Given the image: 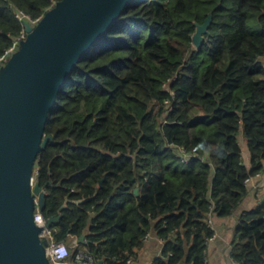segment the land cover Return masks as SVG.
I'll list each match as a JSON object with an SVG mask.
<instances>
[{"label": "trees", "instance_id": "obj_1", "mask_svg": "<svg viewBox=\"0 0 264 264\" xmlns=\"http://www.w3.org/2000/svg\"><path fill=\"white\" fill-rule=\"evenodd\" d=\"M52 1L0 0V55L16 14L40 18ZM45 135L42 214H61L50 227L71 262L127 264L154 234L153 264H207L208 217L234 213L264 169V0H132L70 72ZM236 237L238 263L264 264V202L240 213Z\"/></svg>", "mask_w": 264, "mask_h": 264}, {"label": "water", "instance_id": "obj_2", "mask_svg": "<svg viewBox=\"0 0 264 264\" xmlns=\"http://www.w3.org/2000/svg\"><path fill=\"white\" fill-rule=\"evenodd\" d=\"M131 1L58 0L36 24L24 22L25 37L0 66V264H52L34 220L35 210L46 203L34 165L53 140L45 135L48 114L77 62ZM210 23L211 12L195 24L196 48ZM60 215L47 218L46 225Z\"/></svg>", "mask_w": 264, "mask_h": 264}, {"label": "crops", "instance_id": "obj_3", "mask_svg": "<svg viewBox=\"0 0 264 264\" xmlns=\"http://www.w3.org/2000/svg\"><path fill=\"white\" fill-rule=\"evenodd\" d=\"M244 162L249 165V151L243 142ZM248 193L242 200L238 209L231 215L225 217H212L215 229V236L208 240L205 249V259L207 264H240L232 256L234 241L236 240V228L238 226V216L244 210H250L259 203L264 202V169L249 178L247 183ZM86 236V235H85ZM72 245L81 242L79 237L71 236ZM162 241L154 234L145 240L144 245L138 252V256L131 264H153L155 258L160 256ZM70 264H74L69 259Z\"/></svg>", "mask_w": 264, "mask_h": 264}, {"label": "built area", "instance_id": "obj_4", "mask_svg": "<svg viewBox=\"0 0 264 264\" xmlns=\"http://www.w3.org/2000/svg\"><path fill=\"white\" fill-rule=\"evenodd\" d=\"M57 1L58 0H53L51 6L54 5ZM16 16L19 20H21L23 22V24H24V22H30L32 24H36L38 22V20L40 19V18H36V19L29 18L27 15H25L22 12H18L16 14ZM25 35H26V32H25L24 26H23L21 33L18 36H16V39L14 40L12 45L10 47H8L0 55V66L2 64H4L8 60L10 55L17 49L18 41L20 39L24 38ZM184 161H187V159H184ZM34 220H35L36 224L42 228V231L40 233V237L42 239H46L48 242L47 246H46V252H47V255H48L51 263L52 264H70V262H69L70 251H69L67 245L63 241H56L54 239L52 228L48 227L46 225L47 219L44 218L42 211L39 210L38 208L35 210ZM207 222H208V225L211 228H213V230L215 232V229H214V226L212 223V216L208 217ZM214 236H215V233L210 237V239H212ZM73 246H77V244L74 242ZM132 261H133L132 259H128L127 264H131ZM74 264H95V261L88 253L79 252V253H77V255L75 257Z\"/></svg>", "mask_w": 264, "mask_h": 264}, {"label": "clouds", "instance_id": "obj_5", "mask_svg": "<svg viewBox=\"0 0 264 264\" xmlns=\"http://www.w3.org/2000/svg\"><path fill=\"white\" fill-rule=\"evenodd\" d=\"M199 148L203 149L204 148V145L201 144V145H198ZM221 153L219 151H217V155H220Z\"/></svg>", "mask_w": 264, "mask_h": 264}, {"label": "rangeland", "instance_id": "obj_6", "mask_svg": "<svg viewBox=\"0 0 264 264\" xmlns=\"http://www.w3.org/2000/svg\"><path fill=\"white\" fill-rule=\"evenodd\" d=\"M258 174V173H257Z\"/></svg>", "mask_w": 264, "mask_h": 264}]
</instances>
